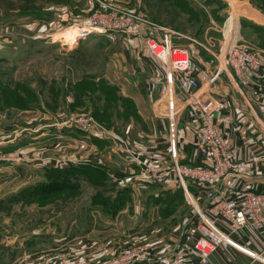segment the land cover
<instances>
[{"label": "rangeland", "instance_id": "rangeland-1", "mask_svg": "<svg viewBox=\"0 0 264 264\" xmlns=\"http://www.w3.org/2000/svg\"><path fill=\"white\" fill-rule=\"evenodd\" d=\"M223 1L0 0V121L5 130L0 139L15 140L33 131L37 136L47 135L45 125L56 129L51 141L44 142L42 135L37 145L0 154V264H83L84 233L70 232L72 222L78 218L97 226L101 219L113 221L123 206L132 203L120 193L130 170L110 167V152L141 162L140 172H132L131 177L143 176L149 165H171V158L146 161L137 144L154 136L158 125L176 139L165 115V90L157 95L150 90L154 100L150 101L138 89L140 77L129 51L144 45V36L171 30L177 44L210 61L213 70L222 65V75L232 74L240 86L251 84L242 83L232 64L225 61L226 50L235 43L231 35L238 18L232 20L234 24L226 20L229 13ZM233 1L237 8L239 4ZM258 1L264 8V0ZM96 12L131 15L138 31L93 28L72 43L63 40L66 30L91 27ZM151 54L166 73L163 61ZM249 73L264 76V67L244 70ZM200 85L201 90L186 91V96L196 93L200 97L211 86L208 80ZM181 100L179 105H184ZM98 139L101 144L96 143ZM235 160L240 166L243 163L237 151ZM48 181L54 185L25 191ZM113 233V240L123 241L122 246L114 256L94 264L117 257L127 247L146 246L135 237L129 240L123 230ZM57 244L62 246L51 248Z\"/></svg>", "mask_w": 264, "mask_h": 264}, {"label": "crops", "instance_id": "crops-1", "mask_svg": "<svg viewBox=\"0 0 264 264\" xmlns=\"http://www.w3.org/2000/svg\"><path fill=\"white\" fill-rule=\"evenodd\" d=\"M223 2L227 4L226 12L229 13L226 20L232 22L236 15L238 18L231 35L233 41L249 43L264 49V8L259 6V1L236 0L239 4L236 5L237 8L233 0ZM145 48L144 45L130 47L129 53L134 61H132L134 70L140 77L139 92L144 90L147 99L154 101L149 94L150 90L151 94L156 95L160 94L162 89L165 90L166 73L163 64ZM195 56L201 68L200 74L213 71V64L210 61H205L207 59H202L196 54ZM247 76L251 84L240 86L232 74H223L214 85L211 84L208 95L222 98L227 105L225 110L220 111L224 116L221 133L226 145L236 148L237 158L243 163L238 172L229 176L221 187L226 198H235L240 202L247 191L264 192V76H253L250 73ZM177 91L180 100L187 97L186 91L180 85ZM188 110L183 112L175 136L180 159L193 165L209 166L211 160L198 148L203 139V132L199 122ZM42 128L47 135L37 136L33 131L23 133L21 137L15 139L16 141L9 138L0 139V153L37 145V139L42 135L45 136L44 142L53 140L51 135H55L56 129L47 125ZM153 130L154 136L150 134L147 138L143 137L145 139L143 143H137L141 146V153L146 157V161L170 159V150L174 142L172 133L170 137L167 136V128L162 129L159 125ZM3 133L5 130H2L0 121V134ZM96 143L101 144L100 141ZM110 154L108 158L110 167L118 165L122 166L121 170H130L122 184L129 188L128 195L132 203L123 206L113 221L101 219V223L100 221L95 223L97 226H94V221L89 223L88 220L78 218L72 222L70 232L84 233L81 241L84 245L80 248L82 256L80 261L83 264L87 260L88 264H94L117 254L123 241L113 240L111 237L114 234L113 230H123L124 235L130 237L129 240L133 241L136 238L149 249V257L138 260L135 264H264V261L253 259L249 253L257 251L264 256V225L261 227L247 225L240 231L231 233L229 226L220 216L217 224L222 230L231 233V243L220 244L206 263H202L195 253L183 250L185 233L197 217L193 204L188 200L186 191L181 189L177 179L171 176L163 182H156L145 179L142 175L131 177L132 172L134 174L140 172L141 162L117 151ZM199 190V185L189 183L188 192L201 208L207 209L218 200L202 196ZM102 225L108 226L101 228ZM103 237L108 239L103 241ZM128 239L125 241H129ZM59 246L62 244L52 245L51 248L59 249ZM19 258L24 260L21 256Z\"/></svg>", "mask_w": 264, "mask_h": 264}, {"label": "built area", "instance_id": "built-area-1", "mask_svg": "<svg viewBox=\"0 0 264 264\" xmlns=\"http://www.w3.org/2000/svg\"><path fill=\"white\" fill-rule=\"evenodd\" d=\"M92 21L91 27H82L83 34L90 33L93 28L105 31L120 30L126 33L138 31L133 17L125 13L96 12ZM154 33L155 35L150 34L143 38L147 49L161 59L166 66V86L162 96V99L165 97L167 102L165 115L170 119V126L176 133L181 115L186 108H191L192 116L201 123L200 128L204 133L198 148L211 160V163L207 167L183 164L174 140L171 165L159 168L148 164L143 177L163 182L172 176L186 191V196L193 204L197 218L185 233L183 250L195 253L202 263H206L220 244L231 243V233H236L247 225L256 227L264 225V192L247 191L242 202L235 198L225 197V191L221 187L222 183L229 176L236 174L240 168V164L235 160V148L225 145L220 129L223 121L220 111L226 109L225 101L220 97H209V89H207L200 97L196 96V93L189 95L184 99L185 101L181 100L184 105H179L178 85L185 91L201 90L200 81L208 80L210 85L215 83L222 75L224 67L220 65L211 72L200 74L201 68L199 61L195 58V53H192L188 46L177 44L171 30L163 29ZM226 51V63L232 64L235 76L244 84L250 83L249 77L244 74L245 69L254 71L264 67V49L261 47L235 42ZM160 112L163 115V111L160 110ZM189 183L199 185L202 196L210 199L218 198V200L207 209L201 208L188 192ZM218 216L227 223L231 233L218 226ZM249 253L253 259L264 261L262 253L257 251H249ZM148 255V248L140 244L123 249L117 257L104 260L102 264H135Z\"/></svg>", "mask_w": 264, "mask_h": 264}, {"label": "bare ground", "instance_id": "bare-ground-1", "mask_svg": "<svg viewBox=\"0 0 264 264\" xmlns=\"http://www.w3.org/2000/svg\"><path fill=\"white\" fill-rule=\"evenodd\" d=\"M83 32V29L80 27H73L71 28L70 30H66L64 32V39L63 40H66V41H69V42H74L77 40V38L79 37V35H81V33Z\"/></svg>", "mask_w": 264, "mask_h": 264}, {"label": "trees", "instance_id": "trees-1", "mask_svg": "<svg viewBox=\"0 0 264 264\" xmlns=\"http://www.w3.org/2000/svg\"><path fill=\"white\" fill-rule=\"evenodd\" d=\"M19 105H20V106H23L24 108H26V107L29 106V104H27V105L19 104ZM37 185H43V187H44V186H46V187H50V186H52V185H54V184H53V182H49V181H48V182H42V184L40 183V184H35L34 186L31 185V186H29V188L27 187L25 191H29L30 189H31L32 191H35V190H37V189L39 188V186H37ZM181 189H183V188L181 187ZM120 193H121V194L124 193V195L129 196V195H128V194H129V188H125V189L121 190ZM115 198H118V199H119V193H118V192L115 194Z\"/></svg>", "mask_w": 264, "mask_h": 264}]
</instances>
